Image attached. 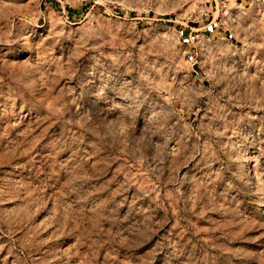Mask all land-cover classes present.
I'll use <instances>...</instances> for the list:
<instances>
[{"label":"rangeland","instance_id":"374dc122","mask_svg":"<svg viewBox=\"0 0 264 264\" xmlns=\"http://www.w3.org/2000/svg\"><path fill=\"white\" fill-rule=\"evenodd\" d=\"M0 264H264V0H0Z\"/></svg>","mask_w":264,"mask_h":264},{"label":"built area","instance_id":"2783aa9c","mask_svg":"<svg viewBox=\"0 0 264 264\" xmlns=\"http://www.w3.org/2000/svg\"><path fill=\"white\" fill-rule=\"evenodd\" d=\"M227 4V2H224V4L223 5H226ZM193 36H196V34L195 35H193Z\"/></svg>","mask_w":264,"mask_h":264}]
</instances>
